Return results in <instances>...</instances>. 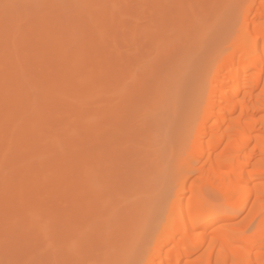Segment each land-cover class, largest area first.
I'll return each instance as SVG.
<instances>
[{
    "label": "rangeland",
    "instance_id": "rangeland-1",
    "mask_svg": "<svg viewBox=\"0 0 264 264\" xmlns=\"http://www.w3.org/2000/svg\"><path fill=\"white\" fill-rule=\"evenodd\" d=\"M7 3L14 6L0 8V261L140 264L138 250L113 257L110 242L127 239L115 232L140 218L147 197L164 203L178 185L201 108L195 87L244 39L248 9L253 25L264 21V0ZM35 3L65 6L23 7ZM198 185L192 176L187 189ZM145 211L151 217L125 234L127 245L166 238L153 206ZM248 213L234 222L245 227Z\"/></svg>",
    "mask_w": 264,
    "mask_h": 264
},
{
    "label": "bare ground",
    "instance_id": "bare-ground-1",
    "mask_svg": "<svg viewBox=\"0 0 264 264\" xmlns=\"http://www.w3.org/2000/svg\"><path fill=\"white\" fill-rule=\"evenodd\" d=\"M248 12L240 24L244 39L195 87L192 98L201 108L193 141L186 143L189 166L164 203L147 197L137 208L140 218L115 232L127 238L111 240L116 259L138 250L140 264H264V21L253 25ZM192 176H199V185L187 189ZM150 206L166 238L141 248L127 245L132 229L151 217L145 211ZM246 209L248 223L239 226L235 218Z\"/></svg>",
    "mask_w": 264,
    "mask_h": 264
},
{
    "label": "snow or ice",
    "instance_id": "snow-or-ice-1",
    "mask_svg": "<svg viewBox=\"0 0 264 264\" xmlns=\"http://www.w3.org/2000/svg\"><path fill=\"white\" fill-rule=\"evenodd\" d=\"M14 5H11L7 3V0H0V8H3L5 12ZM60 7V6H65V5H50V4H44V3H35V4H25L23 7L25 8H48V7ZM74 6H81V5H74ZM83 6H92V5H83ZM96 6H102V5H96ZM7 21V17H6ZM8 33H9V26L6 22L5 25V51L7 52V47H8ZM7 129H8V121L6 120L5 122V136H7ZM0 264H14L13 261H0Z\"/></svg>",
    "mask_w": 264,
    "mask_h": 264
}]
</instances>
